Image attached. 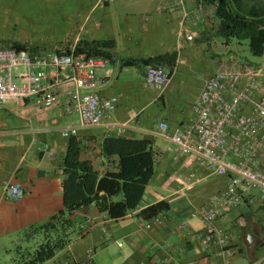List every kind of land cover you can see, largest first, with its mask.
<instances>
[{
  "label": "crops",
  "instance_id": "obj_1",
  "mask_svg": "<svg viewBox=\"0 0 264 264\" xmlns=\"http://www.w3.org/2000/svg\"><path fill=\"white\" fill-rule=\"evenodd\" d=\"M29 1L57 4L61 0H4L0 10H15L17 4ZM217 1L204 0L198 10L196 0H90L82 9L85 14L75 18L74 44L115 42L111 60L98 57L109 64L97 75L105 82L98 90L101 96L118 98L115 111L107 113L100 126L79 128L75 136L82 142V159L92 162L101 176L117 172L116 158L103 155L104 140H146L155 152V176L140 205L123 219L111 220L95 205L75 212L70 217L74 223L70 244L49 262L254 264L264 259V201L260 192L253 189L245 194L216 223L219 231L230 234L231 255L219 245L205 249L201 238L204 224L193 214L227 189L228 178L208 171L196 158L182 155L160 134L163 123L174 130L191 122L206 82L215 73L232 71L228 69L233 67L235 71L255 69L264 74V56L257 57L261 63H242L234 55L225 59L235 40L226 43L217 34ZM174 54L175 69L162 90L146 85L149 66L123 64ZM160 66L169 71L166 63ZM68 87H63L61 104L51 109L40 110L33 100L0 106V252L5 250L8 257L14 235L29 241L30 227L45 224L64 208L62 168L71 137L62 136V131L79 124L78 114L65 104ZM6 183H20L25 197L19 202L6 200ZM160 203L167 208L157 216L165 217L166 222L146 230L144 224L152 218L143 213ZM183 224L186 227L181 229ZM3 237L8 238L7 245ZM250 237L254 238L253 253ZM164 244L170 247L164 248ZM29 247L26 243L19 251Z\"/></svg>",
  "mask_w": 264,
  "mask_h": 264
},
{
  "label": "built area",
  "instance_id": "obj_2",
  "mask_svg": "<svg viewBox=\"0 0 264 264\" xmlns=\"http://www.w3.org/2000/svg\"><path fill=\"white\" fill-rule=\"evenodd\" d=\"M196 1L200 10L204 0ZM108 64L105 58L78 53L77 46L59 52L1 47L0 106L33 100L38 109H51L61 104L63 87L69 86L65 104L78 114L79 124L64 129L62 136H75L79 128L100 126L105 115L117 107V97L105 98L98 91L105 82L97 72ZM19 69L23 71L14 75ZM171 76L160 65L149 66L146 85L162 90ZM263 82L260 70L217 72L206 82L188 125L174 130L166 123L160 127V134L182 155L192 156L208 171L228 178L227 189L193 214L204 224V248L219 245L226 255H231L230 234L219 231L217 221L253 189L264 201ZM3 195L6 200L19 202L25 191L20 183H6ZM165 222V217L156 216L145 222L144 228L151 230ZM185 227L181 225V229ZM254 264H264V259Z\"/></svg>",
  "mask_w": 264,
  "mask_h": 264
},
{
  "label": "trees",
  "instance_id": "obj_3",
  "mask_svg": "<svg viewBox=\"0 0 264 264\" xmlns=\"http://www.w3.org/2000/svg\"><path fill=\"white\" fill-rule=\"evenodd\" d=\"M217 34L226 43L236 40L247 42L254 57L264 56V0H218ZM1 47L26 49L33 52L38 47L28 48L26 44L7 43ZM114 41L82 42L77 45L78 53L89 57L112 58L110 51ZM108 51H105V50ZM69 50V49H65ZM59 52L60 50H56ZM177 55L161 56L148 60H126L125 67L138 65L155 66L166 63L172 75ZM82 142L71 137L63 164V210L40 226H32L27 233L32 236L41 233L44 241L32 252H21L16 264H46L71 242L74 223L70 217L77 211L95 205L99 212H106L109 219L120 220L140 205L148 185L155 176V152L152 143L146 140L107 138L102 144L103 155L116 158L117 172L102 175L92 162L81 157ZM118 199V200H116ZM167 206L157 204L143 214L151 219Z\"/></svg>",
  "mask_w": 264,
  "mask_h": 264
},
{
  "label": "rangeland",
  "instance_id": "obj_4",
  "mask_svg": "<svg viewBox=\"0 0 264 264\" xmlns=\"http://www.w3.org/2000/svg\"><path fill=\"white\" fill-rule=\"evenodd\" d=\"M89 1L61 0L57 4L29 1L17 4L15 10H0V46L7 43H19L26 44L28 48L38 47L47 52L61 51L77 46L78 44L73 43L74 33L77 31L78 25L75 18L85 14V10L82 9L88 6ZM225 52L226 50H224ZM232 55L236 56L242 63L249 60L261 63L262 60L252 56L247 42L238 43L236 40L230 46V53L225 54V59L231 58ZM228 70L235 71L237 69L231 67ZM22 71L23 69L14 71V75ZM20 238L14 235V244L10 246L11 256L8 257L5 250L0 252V264L11 263L12 259L17 256L16 260L12 262V264H16L22 251L25 253L32 252L38 247V243L44 241V236L41 233L28 236L29 241L26 237ZM3 239H5L4 244L7 245L8 238L3 237ZM0 242L2 247V240ZM26 243L31 247L19 251L21 245H26Z\"/></svg>",
  "mask_w": 264,
  "mask_h": 264
},
{
  "label": "water",
  "instance_id": "obj_5",
  "mask_svg": "<svg viewBox=\"0 0 264 264\" xmlns=\"http://www.w3.org/2000/svg\"><path fill=\"white\" fill-rule=\"evenodd\" d=\"M250 251L251 253L254 252V238L250 237Z\"/></svg>",
  "mask_w": 264,
  "mask_h": 264
}]
</instances>
